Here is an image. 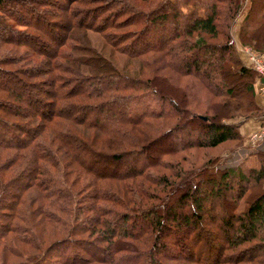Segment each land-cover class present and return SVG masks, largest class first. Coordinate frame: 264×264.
I'll use <instances>...</instances> for the list:
<instances>
[{
	"label": "trees",
	"instance_id": "obj_1",
	"mask_svg": "<svg viewBox=\"0 0 264 264\" xmlns=\"http://www.w3.org/2000/svg\"><path fill=\"white\" fill-rule=\"evenodd\" d=\"M242 1L163 0L143 11L131 0H0V264H264V152L242 169L235 149L242 123L264 122L259 76L227 34ZM262 1L248 0L237 34L259 53ZM120 28L134 29L106 34ZM88 31L150 76L119 72ZM166 68L213 89L237 116L194 113L188 94L164 85ZM232 77L242 95L226 90ZM226 143L235 144L226 158L198 154ZM108 164L125 171L106 176Z\"/></svg>",
	"mask_w": 264,
	"mask_h": 264
},
{
	"label": "rangeland",
	"instance_id": "obj_2",
	"mask_svg": "<svg viewBox=\"0 0 264 264\" xmlns=\"http://www.w3.org/2000/svg\"><path fill=\"white\" fill-rule=\"evenodd\" d=\"M56 1L62 2V0H56ZM162 1L163 0H151L149 2H143L142 3V2H140L138 0H131V2H133L134 4L140 6L139 8L141 10H143V11H147L149 9L155 8L157 5H160ZM262 4H264V1H262L261 6H262ZM248 5H249L248 0H243L242 1L239 13L237 14L235 19L233 20L232 24H230V27L227 30V34H228V37L230 39H232V41L234 43V54H235V56L240 61H242V63H244L247 67H249L251 70H253V68L248 65L247 60H246L247 57H246L245 53L243 52V50H247V49H250L251 51H254V50H252L249 47H241L239 45V43H238V40H237L238 28L240 26V23L242 22V18L244 16V13L247 11ZM43 7L44 8H50L51 11L57 9V7H55V6L52 7V6L45 5ZM67 7H68V5H67ZM53 8H55V9H53ZM69 9L72 10L73 12H80V11H84V9H87V8H86L85 5H82V4L71 3V4H69ZM89 18L90 17H85L83 19V21H86L88 23V20H89V22L91 21V18L90 19ZM6 22L10 24V22L8 20ZM97 23H99V20L97 21ZM15 28L14 29L16 31H21V29H22L20 27H15ZM130 29L133 30L134 28H127V29H123V30H122V28L114 29V30H110V31L106 32V34H108V35H111V34L119 35L120 33H123V32H126V31H130ZM169 29H170V26H168L166 24V30H165L166 36L169 33ZM86 35L89 38V41L91 42L92 47L95 48L101 56H103L104 58L109 60L112 63V65H114V67L119 72H121L122 74L128 75L130 77H137L138 73H140V75L138 77L147 76V75L150 76V74L148 73V69L139 68L140 63L138 64L137 61H133V60L132 61L131 60L127 61V59L125 58L124 55L118 54L115 51H113L110 47L106 46L104 41H103V39L99 35H97L96 32L88 31L86 33ZM204 39H205L206 44H208L210 46L218 45L219 43H221V41H223L221 37L217 38L215 40L208 39V38H204ZM191 40H194V38H191ZM254 52H256V51H254ZM256 53L262 55L264 52H262V53L256 52ZM149 57H151V56H149ZM197 57H198V59H202L203 58L202 53H199V55H197ZM154 66H156L155 63L153 65V67ZM203 68L204 67H201L200 69H203ZM160 73L165 78L164 79V85H166V87L168 89H170L172 91H177L176 89H180V90H183L184 93L188 94V100H189L190 105H191L189 107V109L193 110L194 113L202 115L204 113V109H205V107L207 105V106H209V108L211 107L213 110L216 109V112L220 116L222 115V116H224L226 118L230 117V116H237V113H234V112L230 113V111H228V110L226 111V109L221 107L222 99H220L219 97H214L213 96V93H214L213 89L210 90L208 88V91H205L200 85H198L196 80L193 79L191 76H183V75L181 76V75H178L177 73H175L173 70H168L167 68H166V70H163ZM30 81H31V83H34V81H37V80H30ZM227 82L229 83V85H226V90L231 91V95L238 96V95H242L243 94V80H238V79L232 77ZM189 87L192 88L191 91L188 90ZM207 113H210V112L207 111ZM209 117H210V115H209ZM239 119H241V118L233 119L232 122H237ZM256 120H259L262 123L261 119H256ZM263 127H264V125L261 128H263ZM248 138H249V136L246 138V141L244 142V140H245L244 139L242 141L241 146L237 147V148L234 147L235 146L234 143H226V144H224L222 146H219V147H217L215 149L201 150V151L198 152V154L201 157L203 155H205V157H202L201 159H204V158L212 159V158H215L218 153L222 152V157L226 158V156H228V151H230L233 148H235L236 150L242 149L241 152H243V150L249 149L250 146L248 145L249 144L248 143ZM244 146H246V147H244ZM257 149H259V148H257ZM167 157H169V156H166V160H172V159H169L170 157L169 158H167ZM249 157H252V156H249ZM249 157H246L244 160H246ZM255 163H256V161L254 159H250V160L247 159V161H244V162L241 163V167L240 168L246 169L248 167H253L255 165ZM100 167L101 168L104 167L103 168V173L106 176L107 175L109 176V175L113 174V172H116V171H117V173H123L125 171V168H123L122 166L115 167L112 164H108V165H105V166L101 165ZM163 171H161L159 173H162ZM217 235H219V233L216 232V231L214 232V234L211 233V236H212L213 240L215 241V243H218V241H219V237ZM226 236H228V235H226ZM172 242L173 241H171V237L166 239V245H167V247H169V250H168L169 253L177 252V250H176V248H174ZM200 246H201V244H200ZM183 251H181V252H183ZM203 251H204V249H203ZM227 253H228V251L225 254L227 255ZM203 256H205V255H203ZM163 264H189V263H186L184 260L183 261H178V262H172V261L163 260Z\"/></svg>",
	"mask_w": 264,
	"mask_h": 264
},
{
	"label": "built area",
	"instance_id": "obj_3",
	"mask_svg": "<svg viewBox=\"0 0 264 264\" xmlns=\"http://www.w3.org/2000/svg\"><path fill=\"white\" fill-rule=\"evenodd\" d=\"M247 57V63L258 74L260 81L255 87V95L264 101V53L257 54L250 49L243 50ZM259 55V56H258ZM248 145L252 148L253 152H264V127L257 132L251 134L248 138ZM250 148V149H251ZM259 148V149H257Z\"/></svg>",
	"mask_w": 264,
	"mask_h": 264
},
{
	"label": "crops",
	"instance_id": "obj_4",
	"mask_svg": "<svg viewBox=\"0 0 264 264\" xmlns=\"http://www.w3.org/2000/svg\"><path fill=\"white\" fill-rule=\"evenodd\" d=\"M256 87V86H255ZM255 102L257 104V106L264 112V101H262L259 97H257L255 95ZM264 125V122L262 121H259V120H256V119H252V120H247L245 121L244 123H242L238 130H239V133L240 135L242 136L244 142L246 141V138L248 136H250L251 134L257 132L262 126ZM246 144V143H245ZM254 153L252 151V149H246V150H243V152H238V158H237V161H241L244 162V161H247V159H254L256 161L255 165L253 167H248V168H251V169H256L258 167V161L256 159V157L254 156ZM249 156H252V157H249ZM246 157H249L247 158L246 160H244Z\"/></svg>",
	"mask_w": 264,
	"mask_h": 264
}]
</instances>
